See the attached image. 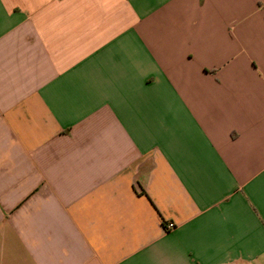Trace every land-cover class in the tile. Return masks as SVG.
<instances>
[{
    "label": "crops",
    "instance_id": "crops-1",
    "mask_svg": "<svg viewBox=\"0 0 264 264\" xmlns=\"http://www.w3.org/2000/svg\"><path fill=\"white\" fill-rule=\"evenodd\" d=\"M0 264H264V0H0Z\"/></svg>",
    "mask_w": 264,
    "mask_h": 264
},
{
    "label": "built area",
    "instance_id": "built-area-1",
    "mask_svg": "<svg viewBox=\"0 0 264 264\" xmlns=\"http://www.w3.org/2000/svg\"><path fill=\"white\" fill-rule=\"evenodd\" d=\"M175 226H176V225H175L174 223H169V224L166 225L167 229H169V230L174 229Z\"/></svg>",
    "mask_w": 264,
    "mask_h": 264
}]
</instances>
